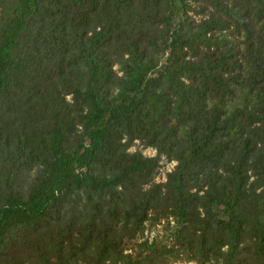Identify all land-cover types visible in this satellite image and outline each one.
<instances>
[{"label": "trees", "instance_id": "trees-1", "mask_svg": "<svg viewBox=\"0 0 264 264\" xmlns=\"http://www.w3.org/2000/svg\"><path fill=\"white\" fill-rule=\"evenodd\" d=\"M0 264H264V0H0Z\"/></svg>", "mask_w": 264, "mask_h": 264}, {"label": "rangeland", "instance_id": "rangeland-1", "mask_svg": "<svg viewBox=\"0 0 264 264\" xmlns=\"http://www.w3.org/2000/svg\"><path fill=\"white\" fill-rule=\"evenodd\" d=\"M142 150L146 155L149 156H154L156 154V149L153 147H145L144 144H142L140 141H136L135 145H133L130 150L131 151H135V150ZM175 161H171V162H166V160H163V162H161V164L163 166H161L160 168V173L156 176V181H163V179L166 177V172L173 169V166L175 165L174 163Z\"/></svg>", "mask_w": 264, "mask_h": 264}, {"label": "built area", "instance_id": "built-area-1", "mask_svg": "<svg viewBox=\"0 0 264 264\" xmlns=\"http://www.w3.org/2000/svg\"><path fill=\"white\" fill-rule=\"evenodd\" d=\"M175 163V162H174ZM176 164V163H175ZM174 167V166H173Z\"/></svg>", "mask_w": 264, "mask_h": 264}]
</instances>
